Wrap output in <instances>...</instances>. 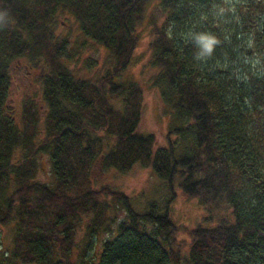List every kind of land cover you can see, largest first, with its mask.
I'll return each instance as SVG.
<instances>
[{
    "label": "trees",
    "instance_id": "obj_1",
    "mask_svg": "<svg viewBox=\"0 0 264 264\" xmlns=\"http://www.w3.org/2000/svg\"><path fill=\"white\" fill-rule=\"evenodd\" d=\"M149 1L0 0V228L12 227L0 264H264V0H155L165 16L150 22V81L170 114L161 146L138 130L141 85L121 77ZM58 12L106 48L108 69L70 67L77 46L56 32ZM201 32L220 43L196 59L189 33ZM19 59L37 70L42 107L25 98L15 121L5 104ZM44 153L50 182L36 177ZM96 165L148 166L159 183L131 196L94 183ZM177 199L202 208L191 227L170 217Z\"/></svg>",
    "mask_w": 264,
    "mask_h": 264
},
{
    "label": "rangeland",
    "instance_id": "obj_2",
    "mask_svg": "<svg viewBox=\"0 0 264 264\" xmlns=\"http://www.w3.org/2000/svg\"><path fill=\"white\" fill-rule=\"evenodd\" d=\"M165 16L161 7L150 0L137 25L138 40L133 56L129 64L121 71L123 79H130L139 82L143 92V107L141 111L138 130L152 132L155 137V146L165 144V134L170 121V114L160 98L158 91L151 84V77L157 72V67L151 63V51L147 45L152 37L150 33V22H160ZM56 32L68 36L70 42L77 46V51L70 63V67L82 76H95L109 68L111 59L105 47L95 43L85 36L74 17L67 12H58L56 15ZM11 81L6 99V109L13 114L15 121H18L22 108V101L31 98L38 106L42 107V99L38 84L35 80L37 70L27 61L19 59L14 61L10 67ZM42 109V108H41ZM37 179L50 182L52 179L50 163L47 155H38ZM94 183H108L115 188L124 191L131 196L149 197L155 186L159 183L158 177L148 166L134 165L127 172L121 173L113 168L103 169L96 165L92 169ZM158 198L160 195L158 194ZM156 197V198H157ZM143 198V196H142ZM162 199V197H161ZM160 204V198H159ZM138 205L137 201H135ZM170 217L175 223L181 226L191 227L198 222L203 215V210L194 199H177L172 202L169 209ZM117 219L124 216L123 210L116 209ZM213 223V221H208ZM11 224L0 228V250L4 251L11 243ZM83 231V225L78 227L76 239L79 240ZM110 235L109 232L101 233L96 239L95 246L100 248L104 238Z\"/></svg>",
    "mask_w": 264,
    "mask_h": 264
},
{
    "label": "clouds",
    "instance_id": "obj_3",
    "mask_svg": "<svg viewBox=\"0 0 264 264\" xmlns=\"http://www.w3.org/2000/svg\"><path fill=\"white\" fill-rule=\"evenodd\" d=\"M224 9H219V14H223ZM6 22V15L0 13V24ZM191 39L194 40L197 51L195 58L204 59L212 54L215 47L220 43L219 39L210 33H189Z\"/></svg>",
    "mask_w": 264,
    "mask_h": 264
}]
</instances>
